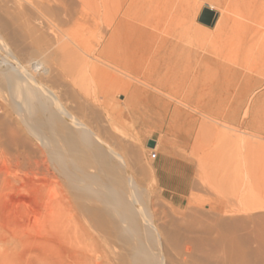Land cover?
<instances>
[{
    "label": "rangeland",
    "instance_id": "1",
    "mask_svg": "<svg viewBox=\"0 0 264 264\" xmlns=\"http://www.w3.org/2000/svg\"><path fill=\"white\" fill-rule=\"evenodd\" d=\"M210 4L0 0V50L5 48L9 63L27 70L52 98L79 115L91 135L97 133L98 141L84 148L95 159L90 169L100 177L95 185L106 187L105 181L106 189L112 187L117 195L139 196L156 231L136 225L132 234L148 246L149 255H159L164 264H264V138L217 122L199 109L207 96L213 105L244 103L238 101L243 84L258 78L249 73L264 75V27L255 30V39L218 38L217 8H212L217 13L213 26L198 21ZM111 39L133 61L167 80L172 94L186 102L177 103L163 91L154 92L152 103L127 107L129 95L109 86L113 72L139 87L137 98L150 88L109 66ZM203 57L208 68L201 64ZM20 91L15 88L16 97L8 101L0 82V170L6 172L0 171V184L7 193L0 191V264H148L130 233L84 230V218L71 221L77 229L62 228L60 123L50 116L51 109L45 118L37 108L23 107ZM61 122L64 126L65 120ZM150 140L156 149L148 146ZM101 148L105 156L96 160L92 151ZM163 153L194 167V186L182 203L167 198L157 183L154 159ZM4 181L11 182L12 190L8 186L5 191Z\"/></svg>",
    "mask_w": 264,
    "mask_h": 264
},
{
    "label": "bare ground",
    "instance_id": "2",
    "mask_svg": "<svg viewBox=\"0 0 264 264\" xmlns=\"http://www.w3.org/2000/svg\"><path fill=\"white\" fill-rule=\"evenodd\" d=\"M208 1L211 3L210 8L215 7L221 13V21H220L219 26L217 28V34H216V35H218V38H222V39L239 38V39H241L240 41H242V39H247V38L250 39L251 37L253 38V36L255 37V35H254L255 30L259 29V27H261L260 29L262 30V27H264V0H208ZM259 30L256 32V38L258 37L257 33L259 32ZM263 31L264 30H262L261 33H263ZM263 38H264V36H263ZM253 39H255V38H253ZM259 39H260V36L256 40L258 41ZM236 41H237V39H236ZM262 41L264 42V40H262ZM240 44H243V43L241 42ZM260 44H261L260 48H262V43H260ZM2 46H4V45H2ZM236 47H238V46L236 45ZM3 50L5 53L3 52ZM109 50H110L109 51V66L111 68H113L115 71L119 72V74L120 73L122 75L124 74L128 78L133 79V81L141 82L142 85L144 84L150 88L149 91H146L147 93L143 98H137L136 94L138 93V91H140V89H139V87H137L135 85V83L131 82V80L130 81H128L127 79L123 80L119 76L114 75V72H113V75L112 74L109 75V77L112 75L110 77L111 79H108L106 77L108 79V83L110 82L109 83L110 88H111L110 84H113L112 85L113 90L121 91V92L129 95L127 102H125L127 107L134 106V104H136L138 102L139 103L140 102L152 103L157 98V95L154 92L161 93L163 91L164 92L167 91L168 94L170 93L172 96L171 98H173L174 100L176 99L175 101H178L177 103L185 101L183 99H180L178 95L172 94L173 91H171L170 88H168V86H167V84H168L167 80H165L163 77L160 78L158 76H155L152 68H150L149 66H145L143 64H140L139 62L133 61L131 59L130 55L124 49V47L119 46V44L116 43L114 41V39H111V41L109 43ZM248 51H249V49H248ZM263 51H264V47H263ZM6 52L8 53V51H5V48L0 50V53H4L3 56L0 55V82L4 86V88L7 92V100L11 101V98L13 97V94H14L13 90L15 88H19L23 93V95L22 94H20V95H22V98L24 97L23 100H25V102H26V104H25V102H22L24 104L23 107H26V106L35 107V109L37 108L38 110H40V113L43 114V116L45 118H47V115L45 114V113H47L46 110L51 109L49 111L50 116L55 117L60 123V131H61L60 133H62V135H61V137L59 135V137L61 138L62 142H61V146H60L61 159H60L59 164H58V169L62 175L63 184H64L61 187L62 188L61 189V192H62L61 196L62 197L60 198V204H61L60 220H61L62 228L65 231L77 229L76 227L72 226L71 221L75 220L76 218L77 219L78 218H84L86 220L85 221L86 222L85 228H83L84 230H89L90 228H92L94 230H98L101 232H108L107 230L111 229V231L114 232L112 230V228H113V229H117L115 231H120L121 235H128V233H130L129 236H130V239L133 242V244L139 249V251L141 253H146L144 255L146 256L148 264H164L162 259L159 257V255H156V256L154 255L155 257H153L151 254L149 255L148 246L146 244H144L138 236L132 234L134 227L136 225H141L145 231H147V230L151 231V232L156 231V226L154 225L153 221H151L149 219V217L151 215L149 216L147 214L148 212L145 209V206L142 204L143 202H141V200L138 198L139 196L136 197V195L133 192H132L133 195L130 196L129 199L126 198L125 196H120L121 195L120 193H119L120 195H117L118 193L116 194V192H114L112 187H111L110 191H109V189L108 190L106 189V187H109V186L107 185V182L105 184V181L102 179H101V182L104 181V185L106 187H104L103 185H102L103 188L97 187L100 185L99 183H98V185H95V184H97L96 180L100 177L96 178L95 175H97V173L94 174V172L92 170H90L92 165L94 164L92 162L93 159L91 160L90 153L89 154L85 153L84 148L87 149V148H89V145L91 143H94L95 140H96L95 142L98 141L97 140V137H98L97 133H95L97 136L95 139L94 138V136H95L94 132H93L94 136L89 133V131L86 128L87 125L85 124V122L82 123L80 121V118H78L79 115H78V117H75L76 115L74 113L73 114L75 116L72 115V112L70 113V111H68L66 106H64L60 102V99L52 98L48 88H46V86L40 80L31 76L27 70L23 71L17 67L18 65L14 66L13 64L15 62L14 63L12 62L13 64L9 63V61H10V60L8 61L9 57H5L7 55ZM201 64L204 65V67L208 68L209 63H208L206 58H204V57L201 58ZM67 66H69V65H67ZM19 67H22V66L19 65ZM62 74H63V72H62ZM66 76H67V74H66ZM228 80H229L228 76L226 75L225 76V83H227ZM263 83H264V75H263V77H260V78L258 77V78L247 79L242 86V90L240 91L238 101L239 102H245V100H247L248 96H250L251 92L254 89H256L257 87L261 86ZM106 85H107V82H106ZM109 86L107 85V87H109ZM172 90H174V89H172ZM17 91H18V89H17ZM21 91L19 93H21ZM103 92H104V90H103ZM19 93H17V94H19ZM4 95H6V94H4ZM14 96H15V94H14ZM22 98H20V99H22ZM229 100L234 101V99H229ZM220 101H223V95H221ZM115 102H116V100H115ZM110 103H112V102H110ZM110 103L107 105H110ZM53 108H55L56 111H53L52 110ZM9 109H10V107L8 108V110ZM20 109L24 114L23 119L27 120V115H26L25 109H22V108H20ZM110 111H111V109H110ZM212 114H214V112ZM62 119L65 120L64 126L62 124L63 121L61 122ZM114 119H116V118L114 117ZM86 122H88V121H86ZM89 129L91 130V128H89ZM7 131L8 132L10 131L9 125L7 126ZM157 146L158 145L156 143L154 149H156ZM91 147H92V145H91ZM94 150H95V148H94ZM102 150L103 149L101 148V150L97 149L96 152L92 151V153H94L93 156H94V158H96V160H98L99 158H101L104 155ZM105 152L107 154L106 150H105ZM108 154H109V152H108ZM111 154L112 153H110V156H112ZM107 157H109V156L107 155ZM102 169H103V167H102ZM1 172H3V170ZM3 173L6 174L5 171ZM0 175L2 176L4 174L1 173ZM98 175H101V171H100V174H98ZM7 179L8 178L5 177V180H7ZM127 180H128V178L126 179V182H127ZM5 182L7 183V181H4V184H6ZM133 182H135V181H133L131 178V183H133ZM10 183L8 181V184H6L5 191H7ZM4 184H2V185L4 186ZM101 184H103V183H101ZM126 184H128V183H126ZM132 185H134V184H132ZM1 187L2 186L0 184V191L4 192L3 191L4 188H2L3 190H1ZM115 187H116V184H115ZM10 189H11V187H10ZM117 189H120V188L117 187ZM132 189H134V188H132ZM111 190L114 193L111 192ZM135 191L138 192L137 190H135ZM123 192L127 194L129 191L128 192L123 191ZM4 193H2L1 195H4ZM11 193L8 195L10 196ZM5 194H7V193H5ZM127 197H129V195ZM8 198H10V197H8ZM5 199H7V198H5ZM144 202H146V201H144ZM228 209H229V211H232V209L231 210H230V208H228ZM220 211L222 212V209ZM223 212H224V210H223ZM216 229H218V227Z\"/></svg>",
    "mask_w": 264,
    "mask_h": 264
},
{
    "label": "crops",
    "instance_id": "3",
    "mask_svg": "<svg viewBox=\"0 0 264 264\" xmlns=\"http://www.w3.org/2000/svg\"><path fill=\"white\" fill-rule=\"evenodd\" d=\"M262 85L254 89L243 104L217 102L213 105L209 101L211 96H207L201 98L199 109L217 122L239 127L264 138V83ZM186 90L192 95L191 88ZM154 174L162 193L176 203H182L193 189L194 167L189 161L177 156L164 153L155 155Z\"/></svg>",
    "mask_w": 264,
    "mask_h": 264
},
{
    "label": "water",
    "instance_id": "4",
    "mask_svg": "<svg viewBox=\"0 0 264 264\" xmlns=\"http://www.w3.org/2000/svg\"><path fill=\"white\" fill-rule=\"evenodd\" d=\"M216 19H217V13L212 8L209 7L202 8L198 17V21L207 26H213ZM154 145H155L154 140H150L148 142L149 147H154Z\"/></svg>",
    "mask_w": 264,
    "mask_h": 264
}]
</instances>
